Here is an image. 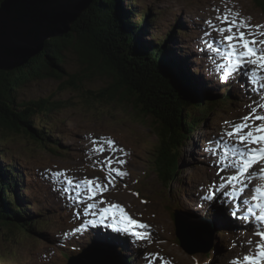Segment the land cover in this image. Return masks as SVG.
<instances>
[{
  "label": "rangeland",
  "instance_id": "rangeland-1",
  "mask_svg": "<svg viewBox=\"0 0 264 264\" xmlns=\"http://www.w3.org/2000/svg\"><path fill=\"white\" fill-rule=\"evenodd\" d=\"M128 5H134L136 13L149 10V16L154 18L143 37L145 41L155 43L172 37L173 46L180 49L182 63L186 64L199 93L206 94L207 101L231 94L233 109L211 113L191 140L182 144L178 164L183 181L166 188L151 162L153 155L151 157L150 153H154L157 144L153 120L143 117L128 103L111 101L106 96L100 98L113 78L96 73L86 78L82 57L69 50L64 54L65 74L60 73V78L31 82L17 93L20 101L46 100L56 107L48 121L55 129L53 138L58 142L55 147L59 154L38 150L21 134L3 137L0 151L4 149L7 159H0V164L8 166L11 160L18 166L16 172L21 175L23 187L22 204L29 205L27 210L34 215L33 221H39L40 230L30 232L15 225L1 229L0 253L7 252L12 258L0 257V264H67L70 258L67 255L78 256L95 242L92 238L100 234L96 232L97 227L101 229L104 224L105 230L111 231L109 217L101 221L99 209L112 204L121 205L131 218L148 226L147 229L129 227L131 231L146 232L147 235L142 239L134 236L124 239L125 254L124 247L111 245L122 258L127 257L128 264H205L204 257L211 255L212 262L206 264H230L229 257L234 256L232 252L236 253L243 242L244 248L250 237L238 218L234 219L241 226L235 221L230 223L232 213L227 212L226 207L233 211L236 204L232 201L229 206L227 200L219 203L221 189L216 184L221 182V177H227L223 173L229 172L227 159L232 157L229 153L235 146L231 147L233 140L222 135L231 130L225 121L239 123L249 114V106L264 103V72L251 79L246 78L244 71L237 78L236 72L227 82H221L223 69L217 70L221 59L217 56L209 59L207 55L212 51L208 48L209 41L222 37L205 22L211 21L212 25L220 27L217 17L230 10L254 26H264V15L249 0H121V9ZM256 39L264 37L257 36ZM257 80L261 81V87L256 91ZM258 112L264 115L263 109ZM101 137L111 138L116 150L105 145L103 155L92 151L95 146L91 140ZM120 149L127 155H123ZM226 149L230 150L226 152ZM106 157L114 161L113 167L128 175L122 179L115 177V185L109 186L108 191L90 197L87 186L80 182L97 180L100 184L107 183L105 177L111 169L105 164ZM117 159H124L125 165L120 167L115 163ZM222 168L225 170L221 171ZM61 172L64 175H59ZM14 178L17 179L16 174ZM69 179L72 184L67 183ZM218 205L223 206L220 212L224 210L228 217L219 213ZM175 212L192 225L198 222L200 226H209L212 236L207 241V253L191 255L176 243ZM221 215L224 217L220 218ZM114 237V240L118 239ZM242 252L239 253L240 259L244 255ZM90 256L85 254L83 258ZM96 258L104 261L102 255L94 260Z\"/></svg>",
  "mask_w": 264,
  "mask_h": 264
},
{
  "label": "trees",
  "instance_id": "trees-1",
  "mask_svg": "<svg viewBox=\"0 0 264 264\" xmlns=\"http://www.w3.org/2000/svg\"><path fill=\"white\" fill-rule=\"evenodd\" d=\"M249 1L264 15V0ZM120 2L93 0L68 35L45 41L43 51L24 66L0 72V148L3 137L21 134L38 150L59 154L53 138L55 129L48 121L56 107L46 100L20 101L17 93L31 82L60 78V73L65 74L64 54L73 50L82 57L86 78L95 73L113 78L100 98L128 103L139 114L154 119L157 144L150 153L154 170L166 188L173 183L180 185L182 144L211 113L233 109L231 95L205 100L206 94L199 93L190 73L179 64L180 49L169 46L172 37L155 43L143 39L154 20L149 10L136 13L134 5L121 9ZM5 153L0 151V159H7ZM9 162L8 166L0 164V230L8 225L30 232L40 230L39 221H33L34 215L27 210L29 205L22 204L18 166ZM8 256L7 252L0 253L5 260L12 258Z\"/></svg>",
  "mask_w": 264,
  "mask_h": 264
},
{
  "label": "snow or ice",
  "instance_id": "snow-or-ice-1",
  "mask_svg": "<svg viewBox=\"0 0 264 264\" xmlns=\"http://www.w3.org/2000/svg\"><path fill=\"white\" fill-rule=\"evenodd\" d=\"M220 27L212 25L211 21H206L214 31L218 33L221 40H215L208 43V48L214 53L222 55L223 59L227 61V66L217 64V70L223 69L220 76L221 82H227L236 72L241 69L247 68L244 75L251 78H258L260 72H264V39L257 40V36L264 37V28L262 25H252L248 20L239 18V13L226 11L221 16L217 17ZM227 33V35H225ZM205 35H209L205 32ZM213 44L216 45L213 48ZM226 45V50L224 46ZM209 59H212L210 56ZM264 99V97H262ZM251 108L248 115L241 118L239 123L225 121V124H230L231 130L224 133L230 140H233L234 145H242V147H233L232 153L235 157L234 173L227 178V183L230 184L235 191L232 195L239 197L252 183L254 179L264 180V115L259 114L258 109H264V103H259L256 107ZM91 143L95 146L92 151L101 155L105 152V145L108 149L115 151V142L111 138L101 137L98 140L92 139ZM123 155V149L119 150ZM114 161L110 158H105L107 168L111 172L106 175L107 183L100 184L97 180H85L80 183L87 186L90 197H94L98 192L108 191L109 186L115 185V177L123 178L128 175L127 172H122L119 168L113 167ZM120 167L126 163L124 159H117L115 161ZM259 165V170L255 171L254 166ZM233 167V165H229ZM225 169H221L223 171ZM253 170V171H250ZM114 173V176L112 175ZM59 175H64L63 172ZM68 184L73 181L69 179ZM67 191V189H65ZM251 201L244 199L243 204L249 205L246 209L244 219L247 220L249 216L260 225H264V185L255 186L251 189ZM211 198V197H209ZM101 203H104L101 201ZM89 208L92 205L88 206ZM233 216L237 213L233 212ZM119 216L122 223L133 226L137 229H147V225L138 223L135 219L131 218L125 209L119 204H112L103 209L100 213L101 221L111 217L113 222ZM125 233H130L137 239L145 238L146 232L131 231L129 227L120 229ZM80 231V229H76ZM253 234L259 239L255 243V254L249 252L245 254L242 259L237 258L231 264H264V228H257ZM249 246L252 241L246 242Z\"/></svg>",
  "mask_w": 264,
  "mask_h": 264
},
{
  "label": "water",
  "instance_id": "water-1",
  "mask_svg": "<svg viewBox=\"0 0 264 264\" xmlns=\"http://www.w3.org/2000/svg\"><path fill=\"white\" fill-rule=\"evenodd\" d=\"M93 0H2L0 3V72L24 66L43 51L44 42L71 32L72 25ZM150 119H154L150 116ZM155 124V122H154ZM156 126V124H155ZM175 235L179 246L191 255L207 253L208 226H194L175 213ZM108 244H91L67 264H128L126 258ZM85 254L92 256L83 258ZM104 254V255H103ZM102 258L98 261L100 257Z\"/></svg>",
  "mask_w": 264,
  "mask_h": 264
},
{
  "label": "bare ground",
  "instance_id": "bare-ground-1",
  "mask_svg": "<svg viewBox=\"0 0 264 264\" xmlns=\"http://www.w3.org/2000/svg\"><path fill=\"white\" fill-rule=\"evenodd\" d=\"M2 2V1H1ZM226 129V128H225ZM224 129V130H225ZM192 135H193V133L191 134V137H192ZM223 135V134H222ZM191 137H190V140H191ZM227 138V137H226ZM222 141V140H221ZM187 143V142H186ZM224 142L222 141V144H223ZM228 145V144H227ZM235 147H242V145H235ZM230 154L232 155V157H229L228 159H227V162H228V165H233V167H230V169H229V172L228 173H223V175H225V174H227V177H221V179H220V181L222 182L224 179H227L229 176H231V175H233V174H235L234 173V170H233V168H234V161H235V158H233V153H232V151L230 152ZM230 159H231V161H230ZM180 161H181V159L179 160V164H180ZM218 165H219V163H218ZM259 181H261V180H259ZM221 193V192H220ZM248 193H250V192H248ZM244 198V197H243ZM234 202V201H233ZM235 204H236V202H234ZM234 209V208H233ZM220 214L222 213V214H224L225 215V217H228V216H226V212H224V210L222 211V212H219ZM218 213V214H219ZM224 215H221V217L220 218H222V217H224ZM215 220H217V218L215 219ZM218 221V220H217ZM230 221V223L231 222H233V221H235V223H236V225L238 224V225H240L239 223H238V220L237 219H234L233 218V220H229ZM219 223H221V221H218ZM243 222V221H242ZM198 222H193V224H195L194 226H196V227H198V226H200L199 224H197ZM218 223V225H221V224H219ZM244 223V226H245V222H243ZM231 225V224H230ZM243 226V225H242ZM209 227V226H208ZM246 227V226H245ZM107 233H109V234H111L110 232H107ZM102 235V236H101ZM112 235V234H111ZM114 236H117V240H114L113 238H109V235H107L106 233H101V234H96L92 239L95 241V242H93L94 244H100V242L102 243V242H104V240H107V241H109V244L108 245H112V244H115V245H118V246H121V247H124V251H123V254H125L127 251H126V247H125V245H123L122 243H123V241H125L124 239L122 240V243H120L119 241H120V235L119 234H113V236L112 237H114ZM104 237V238H103ZM104 239V240H103ZM98 240H100V242H97ZM111 240H114V241H111ZM87 243V242H86ZM244 243V242H243ZM243 243H241V245H240V249L239 250H237V252L236 253H234V252H232L233 253V255L231 254V256H233V257H229V259L231 260V261H233V260H235V259H237V258H240V254H238V253H240L241 251H243V250H245L246 249V247H244L243 248V246H242V244ZM114 245V246H115ZM128 247V246H127ZM113 252H115V248H113V249H111ZM234 251H236V250H234ZM244 256V255H243ZM125 258V257H124ZM87 259V258H86Z\"/></svg>",
  "mask_w": 264,
  "mask_h": 264
}]
</instances>
